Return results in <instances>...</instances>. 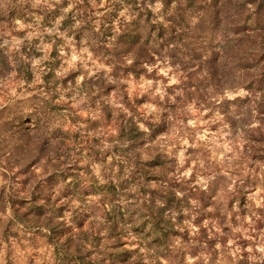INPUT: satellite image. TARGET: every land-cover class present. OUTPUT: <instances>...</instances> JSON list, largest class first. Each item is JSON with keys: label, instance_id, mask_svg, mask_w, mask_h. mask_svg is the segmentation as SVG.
<instances>
[{"label": "rangeland", "instance_id": "1", "mask_svg": "<svg viewBox=\"0 0 264 264\" xmlns=\"http://www.w3.org/2000/svg\"><path fill=\"white\" fill-rule=\"evenodd\" d=\"M135 1L139 6V0ZM33 2L32 9L38 3L49 9L54 7V16L49 21L52 26L47 20L40 24L26 15L19 20L0 22V33L12 39L7 48L32 44L31 50L37 52L33 68L46 57L52 42L54 61L65 58V72H56L54 76L61 78L67 72L75 73L72 95L58 92L62 103L56 105L49 121L59 128H68L76 139L88 135L94 147L102 152L94 160L74 146L76 165L99 179L125 171V164L118 159L121 150L134 152L141 158L158 153L165 167L167 160L174 158L179 172H167V176L183 182L185 187L203 189L210 202L205 210L209 215L198 221L191 210L183 211V229L176 236L171 235L167 245H158L152 241L150 232L135 233L125 228L120 236L117 230L109 231L101 209L108 207L106 199H70L51 221L53 232H48L40 222H34L37 218L32 215L12 218L7 196L16 186L13 174L0 166V264H264V187L260 162L250 156L252 145H264L260 114L254 107L258 89L217 83L207 76L206 65L179 68L167 63L164 56L143 63L135 75L129 71L112 72L101 52L92 51L83 36L74 39L59 29L58 21L69 10V0H63L60 9L56 6L61 0ZM99 7L97 4L94 8ZM148 7L153 16L159 3L154 1ZM98 14L94 11L90 16ZM128 20L126 8L121 7L113 29L117 22ZM35 25L45 32L34 30ZM25 29L29 32L22 38L18 33ZM210 45L216 48V41ZM125 62L128 63L127 59ZM97 80L103 86L100 90H95ZM21 84L0 82V109L30 95ZM261 84L264 88V79ZM62 87L67 91L66 86ZM28 103L25 100L15 105L25 111L29 109ZM116 116L131 117L144 133L136 145L115 137ZM147 124L159 127L151 132ZM64 160L68 166L70 162ZM80 178L85 176L80 174ZM133 202L134 199H113L112 203L121 209ZM193 203L191 199L189 204ZM259 211L263 216L257 223L254 220ZM135 214L136 211L132 216ZM79 222L82 226L76 228L75 223Z\"/></svg>", "mask_w": 264, "mask_h": 264}, {"label": "trees", "instance_id": "2", "mask_svg": "<svg viewBox=\"0 0 264 264\" xmlns=\"http://www.w3.org/2000/svg\"><path fill=\"white\" fill-rule=\"evenodd\" d=\"M25 1L0 3V22L29 15L43 24L54 10L39 3L30 9ZM154 1H158L159 7L152 16L148 5ZM69 2V10L58 21L59 29L74 39L83 36L92 51L101 52L112 72L129 71L135 75L143 63L164 56L167 63L179 68L206 65L207 76L217 83L258 89L254 107L260 114L259 125L263 127L260 136L264 135L261 84L264 79V0H139V6L135 0ZM97 4L100 7L95 9ZM121 7L126 8L129 20L117 22L113 29L115 15ZM94 11L99 14L91 17ZM213 40L215 50L210 45ZM50 45L46 57L34 67L33 78L25 65L26 54L32 48L30 42L19 48H0V73L6 74L0 82L19 81L24 91L30 93L24 100H14L0 109V166L13 174L12 182L16 186L7 196L12 218L32 215L37 218L34 222H40L48 232H53L51 221L70 199H106L108 207L101 209L103 223L109 231L117 230L120 236L125 228L135 233L150 232L153 242L167 245L170 236H176L177 231L183 229V211L191 210L198 221L207 217L209 212L205 210L210 202L205 191L170 179L163 157L158 153L141 158L134 152L121 150L118 159L126 169L114 177L102 175L97 179L76 165L74 146L94 160H98L102 152L94 147L88 135L76 139L68 128H59L49 121L56 105L62 103L58 92L68 91V87L64 91L65 87L50 73L56 56L52 42ZM97 81L95 90H100L103 86ZM25 100L29 101V109L24 111L15 105ZM68 115L70 117L71 112ZM30 122L32 126L28 125ZM147 125L151 132L159 127ZM114 127L115 137L129 145H136L144 134L131 117L119 119L118 116ZM250 151V156L260 162V180L264 187V145H252ZM64 159L70 162L68 166L64 165ZM80 174L85 178L81 179ZM236 193L239 195V190L236 189ZM50 199L54 200L50 202ZM58 199L63 201L55 205ZM113 199H134V202L120 209L112 203ZM191 199L193 204H189ZM257 214L254 221L258 223L263 215L261 211ZM75 224L76 228L82 226L81 222Z\"/></svg>", "mask_w": 264, "mask_h": 264}, {"label": "water", "instance_id": "3", "mask_svg": "<svg viewBox=\"0 0 264 264\" xmlns=\"http://www.w3.org/2000/svg\"><path fill=\"white\" fill-rule=\"evenodd\" d=\"M11 1L12 0H0V3H8ZM25 4L28 6V8L32 9V5L34 4V2H33V0H26ZM62 6H63V0H61V2L59 4H57L56 7H57V9H60ZM150 14L152 15V13H150ZM53 16L54 15L51 13V14H49V16L47 18V21L51 26L53 25V23L49 22V21L52 20ZM11 26H12V24H11ZM35 26H34V30H36L37 32L42 33V34H43V32H45L44 28L37 27V26L35 27ZM26 31L29 32V30L25 29V30L19 32L18 35L22 36V38H25L26 34H27ZM11 41H12V39H9L8 36H6L4 32L0 33V48L1 49H4L6 46H8L11 43ZM32 43L36 44V40H33ZM36 54H37L36 51L31 50L27 56L26 61H25V65H26V68L28 70V74L32 78L35 76L34 68L32 65V60ZM64 59H65L64 57H59L52 63L51 72H50L52 75H55L56 72H62V73L65 72L64 71V68H65ZM1 78L5 79L6 74H2ZM57 82L60 86H67L68 91L65 93V95L71 96L72 92H73V86L75 84V73L74 72H67V73H65V75L63 77L57 78ZM167 164H168V167H167L168 172H170L172 174L179 172V169H177L175 167L174 158L168 159Z\"/></svg>", "mask_w": 264, "mask_h": 264}]
</instances>
